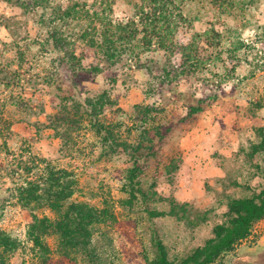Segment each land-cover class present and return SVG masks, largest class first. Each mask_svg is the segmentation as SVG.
Instances as JSON below:
<instances>
[{"label":"rangeland","instance_id":"1","mask_svg":"<svg viewBox=\"0 0 264 264\" xmlns=\"http://www.w3.org/2000/svg\"><path fill=\"white\" fill-rule=\"evenodd\" d=\"M101 1L0 0V232L19 243L11 264H41L28 226L34 215L56 218L44 205L30 209L19 202L20 160L38 166L31 180L44 178L47 165L73 173L67 202L116 216L95 230L97 264H144L156 258L158 243L176 264L226 224L230 201L260 191L264 151L252 159L250 153L264 138V0H172L166 11L175 22L172 33L149 44L142 32L129 34L108 60L98 43L90 47L81 39L95 33L86 31L88 17L56 16L73 3L93 13ZM105 1L110 19L124 24L135 19L140 2ZM4 18L19 25L8 30ZM156 22L147 23V31ZM65 52H73L83 70L69 71ZM101 92L95 118L86 101ZM63 105L69 123H57V134L65 138L48 120ZM95 119L133 148L143 136L152 142L134 179L126 172L129 152H110ZM43 239L51 250L47 264H71L57 252V237ZM222 259L264 264V218Z\"/></svg>","mask_w":264,"mask_h":264},{"label":"trees","instance_id":"2","mask_svg":"<svg viewBox=\"0 0 264 264\" xmlns=\"http://www.w3.org/2000/svg\"><path fill=\"white\" fill-rule=\"evenodd\" d=\"M33 1L37 4H41L43 1L45 2V0ZM107 3L108 2L105 0L101 1L99 5L102 8L95 9L93 13L85 10V6L79 5L78 3L69 5L67 8L68 11L64 10L63 12L58 9L56 12V16H59L60 19L69 17L75 19L76 17H80L81 13L82 18L86 19V17H88L91 25L86 31L89 32V29L92 28L95 30L96 35H94L95 33H84L85 36L81 37V39H85L90 47H94L98 43L99 46L96 48L97 50H103V57L105 55L107 56L105 57L106 60L111 58L115 55L114 53L118 51V41L127 39L129 34L133 37L139 34V32H142L146 44H149L152 39H158L163 36V32L168 35L175 29V22L172 20L168 21L169 17L166 15V11L172 4V0H140V2L135 5V19L128 21L126 24L114 23L110 19L109 13L111 12V7L110 4ZM27 6H29V4H25V8H27ZM27 12L26 9L24 13L27 14ZM3 20L5 23L4 27L8 30H10L13 25H19V23L12 18H4ZM151 21L157 22L153 24L152 31H147L148 27H146V24ZM96 23L101 26V30L96 31ZM139 24L143 25H140L142 26L141 30H137ZM169 37H171V35ZM54 39H56V35ZM99 39H101V42H99ZM62 46L63 45L60 43L55 42V47L59 50H62ZM161 47H163V44H161ZM64 54L68 55L67 59L70 60L68 64L69 71L75 73L78 71L77 68L82 69L81 63L78 62L73 52L69 54L65 52ZM64 59L65 58L62 59V63ZM104 94L105 93L101 92V95L99 94V97L94 101H86V103L90 104L91 112L95 118H97V114L102 111V100L105 99ZM262 105L263 104L260 102L255 103V107L258 106V109L262 108ZM60 110L59 114H55L53 117L48 118L49 126H53L55 135L65 138L66 135H62V132L57 134V123H69V115L65 105H63ZM70 122L72 123L73 121L71 120ZM93 128L97 133L104 134L103 141L105 144H108L110 152H115L117 149H121L123 152H129L128 161L131 167H129L126 172L134 179L138 174L137 170L140 169L139 164L140 160L143 158L142 154L147 149L151 150L152 142L150 140L148 141V139L143 136L144 139H140V144L133 148L131 147L132 145H127L126 142L117 141L109 128L105 127L96 119ZM68 138L65 142L68 141ZM260 138L261 141L256 147H253V151L250 153L251 159V155L257 154L258 149L264 151V138L262 139V136H260ZM145 141L148 144L143 146L146 143ZM131 148L132 151L130 150ZM19 162H21L19 163L20 167H17V169H21L20 171L25 174L23 184L19 185L16 189L19 202L24 207L30 209H33L34 205H44L56 214L55 219L45 217L38 218L34 215L33 221L28 226V236L33 244L32 250L35 252L36 257L41 260V264H47V262L52 260L49 259L51 253L50 247L43 239L49 236L57 237V252L71 264H85V261H87L88 264H97L99 260L97 258L98 255L96 256V251H98V249L97 244L93 242L95 230L101 224L107 225L110 223L111 219L112 222H116V216H107V211L105 209L97 210L84 203H68L67 201L74 193L75 179L73 178V173L65 171L64 169H54L47 165L43 169L45 174L44 178L40 175L31 180L28 176L38 170V166L34 165L32 161L26 162L20 160ZM258 169L259 165H256V170ZM259 171H261L259 175H261L260 178L262 180L259 193H253L250 197H242L230 201V217L227 219V222H225L226 224L215 227L213 238L206 241L202 247L194 249L176 264H225L222 259L223 255L233 251L239 242L250 236L253 225L264 218V166L262 170ZM17 174L19 173H15V175ZM21 177L22 176H20L19 179H21ZM67 178H69L70 181ZM62 179H64V182L61 181ZM131 241L133 240L131 239ZM18 244L19 243L14 239L0 232V264H11L9 255L18 248ZM156 247V258L152 261L144 259V264H174L168 261L166 251L160 243H158ZM77 257H79V259ZM53 263L60 264V261L55 260Z\"/></svg>","mask_w":264,"mask_h":264}]
</instances>
